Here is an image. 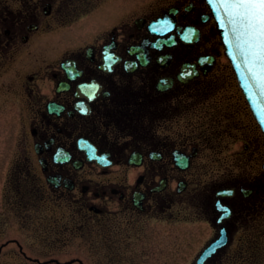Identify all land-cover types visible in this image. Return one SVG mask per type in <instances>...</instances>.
<instances>
[{"label":"flooded vegetation","instance_id":"flooded-vegetation-1","mask_svg":"<svg viewBox=\"0 0 264 264\" xmlns=\"http://www.w3.org/2000/svg\"><path fill=\"white\" fill-rule=\"evenodd\" d=\"M222 58L229 68L205 0H0L8 193L50 206V231L81 246L172 237L195 220L208 232L188 264L223 233L204 264L219 260L264 220V135L239 86H209ZM244 164L207 181L209 167Z\"/></svg>","mask_w":264,"mask_h":264},{"label":"rangeland","instance_id":"rangeland-1","mask_svg":"<svg viewBox=\"0 0 264 264\" xmlns=\"http://www.w3.org/2000/svg\"><path fill=\"white\" fill-rule=\"evenodd\" d=\"M227 64L224 58L218 61V70L209 79V86H238ZM248 113L246 111L242 117L247 124L251 117ZM12 140L13 134L4 123L0 132V149L8 148ZM225 154L231 158V155ZM11 162L4 154L0 167V246L4 244L5 247L0 251V264H188L183 254L185 249L190 244L191 250L198 252L205 240L206 225L192 220L186 225L180 223L172 237L166 232L162 237L149 233L146 240H136L135 237L124 241L113 239L106 248L90 244L81 246L80 239L68 229L60 234L50 231L55 225L54 218L60 217L59 213L51 211L50 206L45 207L44 204L36 211L24 206L25 200L10 196L8 188L12 174L18 173L17 167L8 168ZM252 170L248 164L240 169L220 168L219 165L209 167L207 181H216L224 174L227 176L237 171L246 175ZM65 223L63 220L60 226H71L63 225ZM10 238L18 239L21 245L6 244ZM218 259L211 264H264V220H256L250 230L238 233Z\"/></svg>","mask_w":264,"mask_h":264},{"label":"water","instance_id":"water-1","mask_svg":"<svg viewBox=\"0 0 264 264\" xmlns=\"http://www.w3.org/2000/svg\"><path fill=\"white\" fill-rule=\"evenodd\" d=\"M213 14L217 20L218 30L222 37L225 52L230 59L236 72L240 86L243 89L245 97L250 104L255 118L264 132V61L255 60L249 57L246 61L244 55L237 47L235 36L232 32V25L224 8L218 0H207ZM223 21V22H222ZM246 37H242L240 43L244 44ZM225 243L224 237L219 239L212 248L207 249L199 260V264L214 253L215 249Z\"/></svg>","mask_w":264,"mask_h":264},{"label":"snow or ice","instance_id":"snow-or-ice-1","mask_svg":"<svg viewBox=\"0 0 264 264\" xmlns=\"http://www.w3.org/2000/svg\"><path fill=\"white\" fill-rule=\"evenodd\" d=\"M233 26L237 47L249 57L264 61V0H218ZM223 22V21H222ZM246 37L244 44L241 38Z\"/></svg>","mask_w":264,"mask_h":264}]
</instances>
